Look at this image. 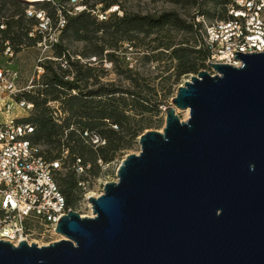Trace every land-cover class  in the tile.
Returning <instances> with one entry per match:
<instances>
[{
	"label": "water",
	"instance_id": "water-1",
	"mask_svg": "<svg viewBox=\"0 0 264 264\" xmlns=\"http://www.w3.org/2000/svg\"><path fill=\"white\" fill-rule=\"evenodd\" d=\"M234 55L177 88L92 217L68 212L46 246L0 241V264H264V53Z\"/></svg>",
	"mask_w": 264,
	"mask_h": 264
},
{
	"label": "trees",
	"instance_id": "trees-1",
	"mask_svg": "<svg viewBox=\"0 0 264 264\" xmlns=\"http://www.w3.org/2000/svg\"><path fill=\"white\" fill-rule=\"evenodd\" d=\"M70 1L44 0L36 4L41 10L48 9L46 17L55 20L53 25L50 23V28L56 26L60 16L65 22L60 29L58 42L51 44L56 59L49 61L50 65H44L47 71L44 80L42 83L33 84L32 89H36L35 91L19 94L16 100H23L33 105V109L17 121L32 127L33 133L28 135L32 144L49 147L46 151L42 149L43 158L47 162L59 161L62 166L66 159L64 153H69L67 172L63 176H58L59 171H57L55 180L66 199L67 206L73 209L74 203L80 198L82 184L85 181L81 175L77 177V173L80 174L79 171H81L95 175L99 170V161L108 162L121 146L128 147L130 142L142 133L140 127L127 126L130 117L126 109L132 106L138 110L147 111L148 108L143 98L130 91L108 89L100 85L85 93L83 89L92 78L94 69L88 64H79V57L73 59L62 42H85L89 47V53L82 56L94 57L93 60L96 62L101 61L104 51L102 46L92 42L97 32H101V38L108 37L114 41L109 46L116 48L118 42H132L138 34L145 37L158 34L166 40L170 39L166 35L168 29L184 30L193 35L194 45L176 46L171 40H162L164 42L157 45V48L163 47L170 52V58L176 62L175 70L178 76L197 74L201 71L200 68L205 70L209 53L200 43L194 24L182 20L175 12H164L160 15H139L127 12L119 14V7L114 5V1L98 9L94 5L74 12L73 9L67 10L65 7L70 5ZM165 1L174 5H194L196 2L195 0ZM210 1L214 9L221 6L224 10V15L216 14L217 16L213 19H225L229 0ZM6 5L19 9L22 5L28 4L19 0H0V25L5 26L4 29H0V56L6 42L16 53L23 47L40 43L43 36L41 23L35 19V15L27 18L20 12L16 19L14 15L3 12ZM110 6L117 7L111 14H107ZM197 14L210 19L207 12H197L195 15ZM99 16L103 18L99 19ZM30 23H34L35 28L27 27ZM33 32L36 33V37H32ZM107 56L111 58L113 53H108ZM128 96H130L129 100L126 99ZM51 102H59L62 113L58 111L59 115H57L56 111L50 109ZM84 133L97 136L104 144H93L84 136ZM124 140L127 141L123 143Z\"/></svg>",
	"mask_w": 264,
	"mask_h": 264
},
{
	"label": "rangeland",
	"instance_id": "rangeland-1",
	"mask_svg": "<svg viewBox=\"0 0 264 264\" xmlns=\"http://www.w3.org/2000/svg\"><path fill=\"white\" fill-rule=\"evenodd\" d=\"M111 1H114V5H118L119 14L127 12L139 15H160L164 12H175L187 23H192V18H194L193 16L197 12H207L211 20L217 15H224V10H222L221 6L214 9L210 0H195L196 2L194 5H174L165 0H81L78 2V7L84 9L96 5L98 9L102 5L110 4ZM37 3L38 2L27 6L22 5L19 9L6 5L3 12L7 15H14L16 19L19 17L20 12L27 18H30L31 14H40L46 19L48 9L41 10L40 7L36 6ZM65 7L67 10H74V6L66 5ZM116 7L117 6H112L108 9L107 14H111ZM34 17L41 23L40 18H37V16ZM60 18L61 16L58 20ZM49 20L53 25L55 20L51 18ZM58 20L56 23H58ZM27 27L35 28V25L34 23H30ZM41 31L43 32V36L40 43L30 47H23L18 52L14 53L13 58L10 60L0 56V65L5 67L8 71L16 72L17 75L14 83L16 88L20 91L19 94L35 91L36 89H32L33 84L42 83L47 73L44 65H50L49 61L56 59L54 50L51 48V42H58L60 32L55 30V26L51 29L41 28ZM166 35L170 39L165 40V38L158 34H152L148 37L138 34L133 38L134 40L132 42L120 41L117 43L116 48H111L109 45L114 41L108 37L101 38V32H97L96 38H94L92 42L97 46H102L104 51L101 55V61L96 62L93 60L94 57L88 58V56H82V54L89 53V47L85 42L63 41L62 44L68 49L73 59H78L77 57L80 58L79 64H88L94 69L92 78L89 80L87 87L83 89L85 93L88 90L98 88L100 85L108 89L114 88L119 91H130L135 93L145 100L144 104L148 110L142 111L132 106L127 108V114L130 117L127 126L131 128L140 127L141 133L150 130L162 132L165 126L164 109L171 105V100L176 95L177 88L185 81H189L191 76L196 75L192 73L178 76L175 70L176 62L170 58V52L166 51L163 47L157 48L159 43L167 40L173 41V44L176 46L194 45L195 39L193 35L184 30L175 29H168ZM32 37H36L35 32H33ZM55 38L57 39L56 42H54ZM108 53H113V56L109 58L107 56ZM88 65H86V67ZM200 70L204 69L200 68ZM205 70L212 72L211 68L206 67ZM126 99L129 100L130 96ZM12 104V118L24 117L26 115V111L23 108L17 107L16 103ZM50 107V109L56 111L57 115H59L58 111L62 113L61 104L59 102H51ZM176 113L181 121H186L188 119L186 111L177 109ZM5 120L4 114H1L0 123H3ZM138 138L139 136L131 141L128 147L121 146L120 149L113 154L110 161H99V170L95 175L89 172L82 173L81 171H79L80 174L77 173V177L81 175L85 181L81 188L80 198L74 203L72 211L78 213L82 217L92 216V208L88 202V198L98 197L102 194L103 185L105 183L115 182L117 180L116 171L123 159L127 155L139 153L140 146L138 144ZM125 141L127 140H124L123 143ZM41 148L45 151L49 149V147L44 145H41ZM64 154L66 159L57 173L58 176L65 175L68 169L67 167L69 166V153ZM59 238H61V236L55 237V239ZM39 243H41V241Z\"/></svg>",
	"mask_w": 264,
	"mask_h": 264
},
{
	"label": "built area",
	"instance_id": "built-area-1",
	"mask_svg": "<svg viewBox=\"0 0 264 264\" xmlns=\"http://www.w3.org/2000/svg\"><path fill=\"white\" fill-rule=\"evenodd\" d=\"M79 1H70L74 12L82 10L78 7ZM35 16L40 18V28L51 29L47 17ZM64 22L63 18L58 20L57 32ZM192 23L197 28L200 43L209 53L205 62L207 68L208 63L240 67L241 62L234 54L264 53V0H229L225 19L209 20L197 14ZM4 27L0 25V29ZM1 56L8 60L13 58L14 51L8 42ZM205 71L215 74L213 70ZM16 75L0 65V115L4 114L6 119L0 123V241L14 246L25 241L41 247L63 240L55 239L60 236L56 227L72 209L67 206L55 180L61 163L47 162L41 155L42 148L28 138L33 133L32 127L11 117L12 103L23 108L26 115L33 109L31 103L16 100L20 93L14 83ZM84 136L95 145L104 144L95 135L84 133Z\"/></svg>",
	"mask_w": 264,
	"mask_h": 264
},
{
	"label": "bare ground",
	"instance_id": "bare-ground-1",
	"mask_svg": "<svg viewBox=\"0 0 264 264\" xmlns=\"http://www.w3.org/2000/svg\"><path fill=\"white\" fill-rule=\"evenodd\" d=\"M19 1L24 2V3L29 5V4H33V3L44 1V0H19ZM186 116H188V112L187 111H186ZM90 217H92V216H90ZM61 238L64 239L63 236H61Z\"/></svg>",
	"mask_w": 264,
	"mask_h": 264
},
{
	"label": "clouds",
	"instance_id": "clouds-1",
	"mask_svg": "<svg viewBox=\"0 0 264 264\" xmlns=\"http://www.w3.org/2000/svg\"><path fill=\"white\" fill-rule=\"evenodd\" d=\"M65 240V239H64Z\"/></svg>",
	"mask_w": 264,
	"mask_h": 264
}]
</instances>
